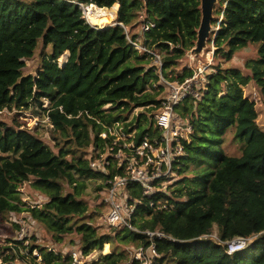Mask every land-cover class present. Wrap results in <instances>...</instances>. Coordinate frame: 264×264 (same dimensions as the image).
Here are the masks:
<instances>
[{"label":"trees","instance_id":"16d2710c","mask_svg":"<svg viewBox=\"0 0 264 264\" xmlns=\"http://www.w3.org/2000/svg\"><path fill=\"white\" fill-rule=\"evenodd\" d=\"M79 4L113 15L111 9L120 4L118 24L104 29L90 26ZM220 5L216 14L222 21L210 39L214 47L227 50L224 57L231 61L237 52L258 44V57L245 62L249 75L220 68L208 76L200 99L189 97L176 107L193 126L181 170L187 174L192 167L193 177L178 182L169 210H145L134 222L142 231H160L172 238L156 242L161 258L155 264H264V131L257 123L256 103L243 90L254 80L264 100V0H223ZM200 7V0L148 5L141 0H0V111L33 105L44 110L48 100L45 112L58 148L55 152L33 131H17L0 122V214L29 213L56 243L78 235L76 251L84 264H141L133 258L128 262L127 252L117 247L88 262L115 242L134 248L151 244L143 234L109 226L112 232L101 234L90 223L95 215L89 216L83 199L85 180H101L97 190L102 192L105 179L90 168L89 150L99 142L98 122L123 121L128 128L148 132L153 125L150 114L160 106L152 88L160 80L155 66L150 67L154 58L127 40L125 28L131 37L137 30L135 42L159 55L165 53L164 77L183 82L194 72L176 71L196 44ZM141 17L155 25L146 33ZM40 43L51 52L43 55L37 76H26V61L35 56ZM67 53L61 65L59 60ZM138 108L145 112L129 123L128 114ZM231 129L243 146L238 157L224 149ZM25 183L47 202L25 207L20 190ZM215 225L219 241L204 240ZM240 237L256 238L244 251L228 255L223 243ZM34 250H39L43 264H64L54 252L29 246L31 253ZM71 261L69 257L66 263Z\"/></svg>","mask_w":264,"mask_h":264},{"label":"built area","instance_id":"2783aa9c","mask_svg":"<svg viewBox=\"0 0 264 264\" xmlns=\"http://www.w3.org/2000/svg\"><path fill=\"white\" fill-rule=\"evenodd\" d=\"M79 6L86 23L95 28L87 16L89 7L83 4ZM141 20L143 23L144 17H141ZM154 26L144 22L141 26L142 32L146 33ZM126 38L140 53L153 56L155 62L162 66V59L158 53L148 50L141 42H135L128 31H126ZM201 74L203 72L199 70L183 82L173 81L172 83L162 77L160 81L167 85L164 87L167 88L168 94L161 99L160 106L153 113L151 118L153 125L148 128V132L128 128L123 121H115L109 125L98 122L102 128L99 142L89 150L90 168L104 175L105 179L102 191L105 208L104 223L111 228L128 229L131 232L143 234L151 242L148 248L138 247L132 252V258L141 264H155V260L161 258L156 242L163 239L172 240L170 236L160 231H142L135 226L134 222L142 219L145 210L161 212L171 208L174 198L171 189L180 179L182 180L181 170L184 168V160L188 154L186 146L193 135L190 120L181 117L176 112V107L189 97L201 98L203 91L199 93L193 89L194 82ZM45 102H48L47 105ZM49 106L50 102L45 100L44 110L37 108L36 111L41 110L43 113H39L40 116L45 114L47 122L52 126L51 119L45 112ZM5 113L6 110L0 111V115ZM32 120L38 121L36 118ZM35 125L38 126V124ZM22 129L25 128L22 127ZM17 221L19 231L16 240L22 242L30 236L31 231L23 220ZM255 238L240 237L223 244L227 246V254L234 255L244 251ZM13 251L16 250L13 249ZM52 252L60 255L64 264H67L69 257L72 260L71 264H84L81 254L77 251L61 254L55 250ZM32 253L29 251L28 254H24L26 259L22 260L14 254L8 260L0 259V264H43L44 259L41 254L37 255L41 261L32 263L28 258Z\"/></svg>","mask_w":264,"mask_h":264},{"label":"rangeland","instance_id":"374dc122","mask_svg":"<svg viewBox=\"0 0 264 264\" xmlns=\"http://www.w3.org/2000/svg\"><path fill=\"white\" fill-rule=\"evenodd\" d=\"M222 1L223 0H219V3L215 8L214 19L216 20L217 23L213 24V30L210 39H212L215 32L219 30V23L220 21H222V16L219 13L216 14V12H218L221 9L220 3ZM119 9L117 12L114 11L115 12L114 15L112 12H104L103 17L100 18L94 24H98L100 26L104 21V19L106 18L109 21L106 22L105 26H103L104 28L118 24V22L116 21H117ZM111 10L113 11L115 9L112 8ZM99 26H95V28L101 29V27ZM125 30L128 31L126 28ZM136 31L137 30L131 31L132 37H134L135 34L133 33ZM210 39L207 43V48L202 56H199L195 59H191L190 56H188V53H186L185 57L183 58V60H181L179 64V68L176 71L179 73L184 68H187V69H191L195 74L196 72L198 73L199 70H202L203 74H201L193 84V89L199 93H201L206 88L207 77L217 72L220 68L240 69L245 75H249L250 74L249 71L245 69V62H247L250 59H256L258 57V44H254V45H249L248 48L237 52L231 61H227L224 57V53L226 54L228 51L223 49L217 51V49L214 47L213 42L210 41ZM50 52H51V47L46 49L44 48L43 44L40 43L35 53V56L31 60L26 61L24 74L26 76L27 75L37 76L38 70H40V68L42 67L43 55L46 53L48 54ZM68 55L69 53L64 54L62 58L59 60L61 65L65 62ZM164 56L165 53L161 52L160 58L162 59V62ZM155 61L156 60L154 58V60L151 61V65H150L151 68L155 66L154 67L156 68L155 74H158L159 79L163 77L165 78L166 81L172 83L173 80H170L163 76L162 73L163 65L160 66ZM159 86H161L162 88H159ZM164 86L167 85L160 80L159 82H156L152 86V88H155L158 93L157 99L159 101L162 98L166 97L168 94L167 88ZM152 90L153 89H148L147 92L150 93ZM243 90L245 97L256 103V110L258 112L257 123L260 126V128L264 131V100L259 93L255 81L251 80L248 83V85L243 88ZM47 103L48 102H45V105H47ZM37 108H38L37 106L33 105L30 110H26V109L24 110L13 109L10 111L6 110V113L4 115H0V122L5 123L8 127L13 128L14 130L17 131L24 130L22 129V127H24L27 130L33 131L37 137L45 141V143L49 145L51 148H53L55 152H58V148L56 147V142L54 141L53 138L52 126L50 125V123L47 122L45 114H43L44 116H40L39 113H43V112L41 110L36 111ZM142 112H145L143 108L135 109L133 113L128 114V122L130 123L133 121L134 118H138V116ZM152 115L154 114H150V116ZM32 118H36L38 119V121L36 122L32 120ZM35 124H38V126H36ZM242 147H243L242 144L239 141L235 140L233 129L229 130L225 137V144H224L225 152L230 156L238 157L241 155ZM191 170L189 173L183 174L182 178H192L193 174L191 173ZM85 183L87 188L83 195V199L89 205V213H88L89 216L95 215V218L90 223L95 227H98L99 232L101 234H110L112 231L103 221L105 208L104 207L102 208V204H103L102 192L97 190L98 187L102 184V181L98 179H86ZM176 187L177 186L171 189V192L173 194L174 191L176 190ZM20 190H21V200L25 204L24 205L25 207H32V208L41 207L43 204L47 202V198L40 192L33 190L30 183L23 184ZM97 208L100 210L97 211ZM95 212L97 213V215L98 214L100 215L99 218L95 214ZM17 220L18 221L23 220L31 231L30 236L25 241L22 242H18L16 240L18 234L17 232L19 231L16 223ZM203 239L217 242L219 239L218 227L215 225L211 234L206 235ZM32 245L39 246V248L48 250L50 252H52V250H55L56 252H58V254H61V253H65L66 251L68 252L71 250L76 251L80 245V237L76 234H73L64 237V241L62 243H56L53 237L46 232V230L43 228L41 224L31 219V215L29 213L25 212L19 214H15V213L0 214V259L3 260L4 258L5 259L10 258L14 254H17L19 259L21 260L26 259V257H24L23 255L28 254L29 246ZM115 247H117L119 250L122 251L125 250L129 256L128 262H131L132 252L134 249H136L134 248V245H122L117 242L114 243V247L113 245H106L102 251L95 253L92 257H90L88 262L92 263L98 261L102 256L108 254ZM13 249L16 251L14 252ZM37 255L40 256L39 250H35L32 254L29 255L30 257L28 258L32 263H35L36 261L40 262L41 260Z\"/></svg>","mask_w":264,"mask_h":264},{"label":"water","instance_id":"95a60500","mask_svg":"<svg viewBox=\"0 0 264 264\" xmlns=\"http://www.w3.org/2000/svg\"><path fill=\"white\" fill-rule=\"evenodd\" d=\"M145 5L148 3H157L165 0H141ZM201 1V24L197 32V41L190 51H188V56L191 59H195L202 56L207 48V43L210 39L213 30V20L215 14V8L219 3V0H200ZM109 9V8H108Z\"/></svg>","mask_w":264,"mask_h":264},{"label":"bare ground","instance_id":"6f19581e","mask_svg":"<svg viewBox=\"0 0 264 264\" xmlns=\"http://www.w3.org/2000/svg\"><path fill=\"white\" fill-rule=\"evenodd\" d=\"M120 7V4H116L115 7H114V11H118ZM105 10H108L107 8H104ZM115 13V12H114ZM104 15V11L100 10L99 8L97 7H92L89 6L88 10H87V16H88V19L89 21L91 22L92 25H95V26H99L98 24H94L95 22H97L100 18H102ZM103 21V20H102ZM109 21L107 18L104 19V21L102 22V24L99 26L102 28H104L103 26L106 25V22Z\"/></svg>","mask_w":264,"mask_h":264}]
</instances>
